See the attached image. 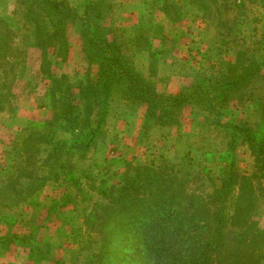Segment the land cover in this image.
Returning a JSON list of instances; mask_svg holds the SVG:
<instances>
[{
  "label": "rangeland",
  "instance_id": "rangeland-1",
  "mask_svg": "<svg viewBox=\"0 0 264 264\" xmlns=\"http://www.w3.org/2000/svg\"><path fill=\"white\" fill-rule=\"evenodd\" d=\"M62 1L78 6L81 0ZM147 1L105 0L101 10L108 38L121 46L134 68L151 78L158 92L191 94L193 84L199 82L214 92L216 89L217 94L224 78L238 74L251 58L260 64L258 74L247 86L215 99L217 110L208 111L192 99L182 107L178 125L153 128L145 138L139 133L144 106L121 99L117 91L107 118L109 135L115 139H108L91 152L81 167L98 175L96 184L110 187L118 184L124 171L123 163H110L115 158L133 165H180L189 170L188 194L207 196L212 190L211 180L230 160L226 157L228 133L223 125L244 124L255 129L264 117V0H160L155 8H148ZM24 9L17 0H0V18L12 25L15 42L23 52L15 68L9 65L10 59L7 65L0 60V83L8 89L12 82L9 91L13 97L12 104L0 112V215L2 219L10 215L14 220L8 224L5 219L0 221V234L29 239L14 241L11 246L0 241V264H9L7 259L13 260L10 264H135L125 256L131 244L120 234L113 238V247L102 263H88L85 239L90 221L83 214L91 212V206L87 207L83 197L71 194L70 185L52 181L39 155H32L31 163L24 162L26 153L19 145L23 130L51 116L50 109L37 108L49 80L42 69V51L33 45L35 27L25 19ZM41 20L44 32L53 29L46 18ZM66 36V61L58 59L56 45L47 48L51 73L81 78L89 75L96 80V68L88 70L79 20L68 23ZM3 45L5 40L0 39L2 55ZM12 60L17 63L19 58L15 55ZM231 157L239 174L252 173L254 159L247 144L238 143ZM16 166H26V174L41 180L37 190L30 185L26 194L16 182L6 193L1 191L15 175ZM254 186L259 212L256 220L264 229V181L255 179Z\"/></svg>",
  "mask_w": 264,
  "mask_h": 264
},
{
  "label": "trees",
  "instance_id": "trees-1",
  "mask_svg": "<svg viewBox=\"0 0 264 264\" xmlns=\"http://www.w3.org/2000/svg\"><path fill=\"white\" fill-rule=\"evenodd\" d=\"M17 1L20 7L25 6V19L35 27L33 45L42 51V69L49 80L39 96L37 108L51 110V116L43 123L23 130L19 145L26 153L24 162L31 163L32 155H39L38 159L51 174L52 181L70 185L73 188L71 194L83 197L87 207L91 206V212L83 214V218L90 221L85 239L87 262L102 263L113 247V238L120 234L124 242L131 244L124 252L125 256L133 259L135 264H261L264 229L256 220L259 212L254 180L264 181V117L255 129L244 124L223 125L228 133L226 157L230 160L217 178L211 180L212 190L207 196L188 194L189 170L180 165L169 168L164 163L156 167L133 165L115 158L110 163H123L124 171L118 184L110 187L96 184L98 175L81 167L91 152L108 139L111 142L115 139L109 135L107 118L117 91L121 99L144 106L139 133L145 138L153 128L178 125L182 107L192 99L202 103L208 111L217 110L214 100L247 86L258 74L260 64L251 58L247 64L240 65L238 74L224 78L217 94L216 89L214 92L199 82L193 84L191 94L158 92L151 78L134 68L121 46L108 38L106 17L101 10L105 0H81L78 6L62 0ZM159 1L148 0L146 6L155 8ZM45 18L53 27L49 32L43 31L41 19ZM78 20L88 70L96 68V80L89 75L81 78L52 74L49 68L47 48L56 45L58 59L66 61L69 51L67 26ZM25 38L29 39L31 35ZM0 39L6 44L3 45L4 55L0 52V60L7 65L10 59L9 65L17 66L23 52L15 42L12 25L2 18ZM14 54L16 59L19 58L17 63L12 60ZM9 86L7 89L6 84L0 83V112L13 102ZM238 143L247 144L251 151L254 166L250 175L239 174L233 157L229 158ZM19 155L21 158L23 154L19 152ZM15 170V175L1 191L6 193L19 182L20 190L29 194L30 185L35 190L37 184L41 185L38 177L33 179L34 175L26 174V166H16ZM1 215L0 221L5 219L6 224L14 221L10 215L4 219ZM112 218L118 221L113 223ZM98 234L100 237H94ZM28 239L29 236L16 234L0 237L4 244L23 243Z\"/></svg>",
  "mask_w": 264,
  "mask_h": 264
},
{
  "label": "crops",
  "instance_id": "crops-1",
  "mask_svg": "<svg viewBox=\"0 0 264 264\" xmlns=\"http://www.w3.org/2000/svg\"><path fill=\"white\" fill-rule=\"evenodd\" d=\"M0 229H3V228L1 227V225H0ZM2 235H3V234L1 233V234H0V237H1ZM11 245H12V244H10V246H11ZM13 247H14V249H15V248H16V245L13 246ZM10 262H13V260H10V259L8 260V259H7L6 263H9V264H10Z\"/></svg>",
  "mask_w": 264,
  "mask_h": 264
}]
</instances>
